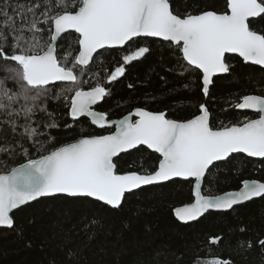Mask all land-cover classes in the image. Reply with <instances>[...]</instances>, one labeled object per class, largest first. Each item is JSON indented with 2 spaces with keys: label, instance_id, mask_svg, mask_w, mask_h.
I'll return each instance as SVG.
<instances>
[{
  "label": "snow or ice",
  "instance_id": "1",
  "mask_svg": "<svg viewBox=\"0 0 264 264\" xmlns=\"http://www.w3.org/2000/svg\"><path fill=\"white\" fill-rule=\"evenodd\" d=\"M261 23L264 0H226L222 12L188 11L183 16L174 13L170 0H3L0 227L13 228V211L41 198L88 201L119 210L126 193L176 178L194 181V202L174 210L177 219L185 223L210 210H229L253 198H264V182L254 179L243 180L236 191L202 194V183L215 162L226 161L234 153L264 158V95H244L234 104L236 109L251 110L257 118L215 128L206 104L199 105L200 114L186 121L140 107L112 121L107 113L94 109L111 95L110 89L100 80L87 89L83 86L88 83L83 79L85 70L96 56L103 55L101 50L130 48L141 37L160 38L182 54L188 71L201 74L202 92L207 97L213 78L230 72L227 54H238L244 62L264 67V30L253 27ZM74 34L77 47L58 55V43ZM149 51L147 46L126 50L121 65L107 75V83L118 81L127 65ZM53 98L63 101L73 124L87 117L91 125L101 129L115 125V130L105 135H82L55 146L45 131L58 127L47 106ZM41 114L47 117L43 123ZM24 142L42 154L11 167L19 152L29 155ZM138 146L159 154L158 167L118 172L114 158ZM100 227L98 219L84 217L75 232L69 230L60 236L61 250L70 264H78V249L71 246L73 236L83 233L92 240ZM222 239L211 237L210 243L218 245ZM255 243L264 249V239ZM246 247L252 248L253 242L246 241ZM209 264L232 262L216 258Z\"/></svg>",
  "mask_w": 264,
  "mask_h": 264
},
{
  "label": "trees",
  "instance_id": "2",
  "mask_svg": "<svg viewBox=\"0 0 264 264\" xmlns=\"http://www.w3.org/2000/svg\"><path fill=\"white\" fill-rule=\"evenodd\" d=\"M11 2L16 3V0ZM170 4L174 13L181 16L188 11L195 14L226 9V0H170ZM253 27L264 30V23ZM74 41L75 34L60 41L58 55L74 50L77 47ZM138 41L130 48L102 50L103 55L96 56L85 70L83 79L88 81L83 85L85 89L97 80L110 89L111 95L97 107L98 111L107 113L108 118H121L140 107L166 112L169 119L186 121L199 114L201 104L209 108L215 128L257 117L255 113L236 110L234 104L244 95H264V69L228 55L230 72L214 78L210 93L205 97L201 74L187 70L186 62L174 45L151 38H138ZM141 46L149 47V53L127 65L125 75L108 84L107 75L121 65L126 50ZM47 106L58 124L45 130L49 142L55 146L73 142L82 135L107 134V130L97 129L86 118L73 124L62 100L53 98ZM39 120L43 123L47 117L41 114ZM24 148L29 155L19 152L12 158L11 167L42 154L35 146H30V142H24ZM159 160L157 153L140 147L120 155L114 162L117 171L124 173L153 171ZM2 162L0 156V164ZM245 179L264 182V159L237 154L215 163L203 182L202 192L219 195L234 191ZM192 186L193 182L172 180L145 187L125 195L119 210L88 201L41 198L12 213L13 228H0V264H70L65 251L61 250L60 236L69 230L75 232L84 217L98 219L101 227L92 240H87L83 233L73 236L71 246L78 249V264H209L216 258L232 264H264V249L255 243L264 239V198L228 212L209 213L194 223L181 224L175 219L173 209L192 202ZM241 228L245 231H240ZM215 236L223 238L218 245L210 243V238ZM249 240L253 242L250 249L246 247ZM241 244L245 247L241 248Z\"/></svg>",
  "mask_w": 264,
  "mask_h": 264
},
{
  "label": "water",
  "instance_id": "3",
  "mask_svg": "<svg viewBox=\"0 0 264 264\" xmlns=\"http://www.w3.org/2000/svg\"><path fill=\"white\" fill-rule=\"evenodd\" d=\"M64 35H66V34H64ZM142 39H148V38H143V37H141ZM138 39V38H137ZM151 39H157V40H161V41H163L162 39H160V38H151ZM165 42H167V41H165ZM108 50H113V49H108ZM102 51V50H101ZM182 55V54H181ZM228 55H231V56H236V57H238V58H240L242 61H243V59L241 58V57H239L238 56V54H227V56ZM243 63L244 64H248V65H253V64H251V63H246V62H244L243 61ZM253 66H257V67H259V68H261V69H264V67H262V66H258V65H253ZM223 75H226V74H219V75H217V76H215L214 78H216V77H219V76H223ZM202 78V77H201ZM213 78V79H214ZM211 87V86H210ZM251 95H255V94H251ZM205 96V95H204ZM206 97V96H205ZM102 102V101H101ZM101 102L98 104V105H96V106H94V109L96 110V111H98L97 110V107L101 104ZM135 110V109H134ZM134 110L133 111H131L130 113H133L134 112ZM236 110H238V111H247V112H252L251 110H240V109H236ZM130 113H128V114H126V115H129ZM166 113V112H165ZM253 113V112H252ZM200 114V113H199ZM125 115V116H126ZM166 116H167V114H166ZM81 118H86V119H88V121L90 122V120H89V118H87V117H81ZM124 118V116L123 117H121L120 119H123ZM168 118V117H167ZM257 118V117H256ZM120 119H117V120H112V121H118V120H120ZM133 119H135V117H133ZM94 127H96L97 129H99V130H105V129H108V128H105V129H101V128H99V127H97V126H95V125H93ZM114 126V130H115V125H113ZM113 130V131H114ZM140 147H144V148H146L147 149V147L146 146H138V148H140ZM137 148V149H138ZM134 150H136V149H132V150H129L128 152H131V151H134ZM149 151H151V152H153L152 150H150V149H148ZM127 152V153H128ZM155 153V152H154ZM122 154H125V153H121L120 155H122ZM158 154V153H157ZM237 154H240V155H244V156H246V157H248L246 154H244V153H234V154H232V155H237ZM119 155V156H120ZM118 156V157H119ZM158 156H159V154H158ZM118 157H116V158H118ZM160 157V156H159ZM116 158H114V160L116 159ZM248 158H251V159H255V160H263L264 158H256V157H248ZM160 159H161V157H160ZM27 161H25L24 163H26ZM219 162H223V161H218V162H215V163H219ZM159 164V163H158ZM19 166V165H18ZM158 167V166H157ZM174 180H182V179H179V178H176V179H174ZM184 181V180H183ZM259 181V180H258ZM167 182H169V181H167ZM167 182H162V183H159V184H164V183H167ZM262 182V181H261ZM159 184H154V185H159ZM149 186H153V185H148V186H144L143 188H145V187H149ZM193 187H194V181H193V186H192V190H193ZM202 187H203V183H202ZM241 187H242V185H241ZM240 187V188H241ZM239 188V189H240ZM239 189H237V190H239ZM138 190H140V189H138ZM138 190H135L134 192H136V191H138ZM234 191H236V190H234ZM133 192V193H134ZM229 192V191H228ZM225 193V192H224ZM224 193H222V194H224ZM127 194H130V193H126L125 195H127ZM202 194H203V192H202ZM222 194H219V195H222ZM46 198V197H45ZM258 199H260V197H258V198H253V200L252 201H254V200H258ZM192 202H194V197H193V200H192ZM192 202H190V203H192ZM248 202H251V201H248ZM248 202H244L243 204H240V205H235V206H233V208L232 209H234L235 207H238V206H241V205H244V204H246V203H248ZM31 203H33V202H31ZM30 203V204H31ZM29 205V204H28ZM26 206V205H25ZM183 206V205H182ZM182 206H179V207H182ZM22 207H24V206H21V208ZM176 208H178V207H176ZM20 209V208H19ZM232 209H229V210H220V211H217V210H210L208 213H205L202 217H200L198 220H200V219H202L203 217H205L206 215H208L209 213H221V212H228V211H231ZM16 210H18V209H16ZM16 210H14V211H16ZM174 210H175V208L173 209V215H174V217H175V219L179 222V223H181V224H190V223H194V222H196V221H198V220H195V221H190V222H187V223H185V222H182V221H180V220H178L177 219V217L175 216V213H174ZM13 211V212H14ZM0 228H3V229H10V228H7V227H0Z\"/></svg>",
  "mask_w": 264,
  "mask_h": 264
},
{
  "label": "flooded vegetation",
  "instance_id": "4",
  "mask_svg": "<svg viewBox=\"0 0 264 264\" xmlns=\"http://www.w3.org/2000/svg\"><path fill=\"white\" fill-rule=\"evenodd\" d=\"M118 119H120V118H118ZM110 120H117V119H110ZM105 130H107V134H108L110 131H113L114 130V126L112 128H110V129L108 128V129H105Z\"/></svg>",
  "mask_w": 264,
  "mask_h": 264
},
{
  "label": "rangeland",
  "instance_id": "5",
  "mask_svg": "<svg viewBox=\"0 0 264 264\" xmlns=\"http://www.w3.org/2000/svg\"><path fill=\"white\" fill-rule=\"evenodd\" d=\"M131 51V50H130ZM126 53H124V55H125Z\"/></svg>",
  "mask_w": 264,
  "mask_h": 264
}]
</instances>
